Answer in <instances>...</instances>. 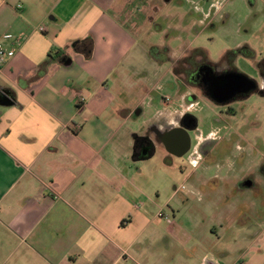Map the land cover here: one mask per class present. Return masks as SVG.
I'll list each match as a JSON object with an SVG mask.
<instances>
[{"label": "crops", "instance_id": "obj_1", "mask_svg": "<svg viewBox=\"0 0 264 264\" xmlns=\"http://www.w3.org/2000/svg\"><path fill=\"white\" fill-rule=\"evenodd\" d=\"M114 1L0 0V41L15 52L0 65V98L12 97L0 101V264H167L141 170L165 152L157 142L135 159L134 147L167 130L174 103L145 84L160 62L133 57ZM88 38L92 50L75 48ZM120 88L139 91L134 106Z\"/></svg>", "mask_w": 264, "mask_h": 264}, {"label": "rangeland", "instance_id": "obj_2", "mask_svg": "<svg viewBox=\"0 0 264 264\" xmlns=\"http://www.w3.org/2000/svg\"><path fill=\"white\" fill-rule=\"evenodd\" d=\"M112 11L137 41L136 60L149 65L153 54L159 60L171 59L160 62L158 76L145 69L152 79L145 84L157 92L153 96L173 99L169 127L181 114L198 119V128L190 133L192 149L182 160L173 159L166 166L165 156L161 161L156 157L141 168L150 178L147 187L153 202L148 219L151 231H156L152 236L161 238L165 250L156 253H162L167 264H202L206 255L205 259L221 264H264V176L259 173L264 162V97L253 95L236 103L235 115L228 116L190 86L175 81L172 70L176 61L194 50L223 67L227 52L247 46L255 57L239 55L235 66L256 77V63L264 55V0H115ZM198 61L203 59H193ZM118 92L120 103L133 99V106L135 96H140L134 89L129 96L123 88ZM171 111L178 115L170 116ZM142 121L131 120L140 134ZM248 175L255 186L246 189L239 182Z\"/></svg>", "mask_w": 264, "mask_h": 264}, {"label": "flooded vegetation", "instance_id": "obj_3", "mask_svg": "<svg viewBox=\"0 0 264 264\" xmlns=\"http://www.w3.org/2000/svg\"><path fill=\"white\" fill-rule=\"evenodd\" d=\"M232 51L234 53L229 55L226 59L223 60L224 61L223 64H225V66L223 67L214 66L208 61V59H205L204 57H201L203 61L195 62L193 63L192 66H190V62L185 63L183 65L184 66L183 75L180 79H178L180 83L190 86L191 88L196 90L198 94L197 96L207 98L215 106L219 108H223L224 112L227 113L228 116L235 115V108L233 106L236 103H244L253 95L264 97V55L262 56V59L256 63L257 76L253 78L245 74L244 72L240 71L235 66V61L237 60V57L239 55L243 56L244 58H253L255 57L254 52L247 46ZM186 57L188 56H185L182 59ZM205 66L210 67L213 73L218 76L226 75V74H234L240 76L242 79L240 93L238 92L232 97H229L223 103L215 101V99H213V97L211 96L210 85L206 82L205 73L200 72V69ZM193 99L194 97L191 98V100ZM181 127L189 130V134H190L192 131L198 128V119L192 115L186 114L178 118L176 124H174L173 127H168L165 132H162V134H160V136H157L151 130L150 132L149 131L146 132L145 135L140 137V139H138L137 141L136 144L137 152L141 155V157L145 156V153L149 157L152 154H154L156 150V143L159 142L165 152L166 166H171L173 164V159L182 160L191 150L186 155L182 157H178L177 155L172 154L170 152V149L168 151L164 142L166 134L169 131ZM209 142H213V141H209ZM203 146L204 145L199 146L198 155L200 156L203 154ZM191 149H192V140H191ZM192 160L194 165L198 164L196 158H193ZM259 173L262 176H264V162H262L259 167ZM239 185H241V187L246 189L252 188L255 186V180L253 176L248 175L242 181L239 182Z\"/></svg>", "mask_w": 264, "mask_h": 264}, {"label": "water", "instance_id": "obj_4", "mask_svg": "<svg viewBox=\"0 0 264 264\" xmlns=\"http://www.w3.org/2000/svg\"><path fill=\"white\" fill-rule=\"evenodd\" d=\"M201 73H205L206 82L210 85L211 96L217 102H225L229 97L240 93L242 79L238 75L226 74L215 75L210 67H202ZM6 100L1 104L12 102L11 95L6 93ZM168 140V141H167ZM165 145L169 151L178 157L186 155L191 150V137L189 130L185 128H175L166 134ZM173 150V151H172ZM146 156V153H145Z\"/></svg>", "mask_w": 264, "mask_h": 264}, {"label": "trees", "instance_id": "obj_5", "mask_svg": "<svg viewBox=\"0 0 264 264\" xmlns=\"http://www.w3.org/2000/svg\"><path fill=\"white\" fill-rule=\"evenodd\" d=\"M75 48L79 51H83L84 47H88L90 50H92V47H93V40L92 38H88L86 39L85 41H80V42H76L75 44ZM234 52L231 51V52H228L226 53L224 56H223V60L226 59L229 55L233 54ZM152 54V53H151ZM49 57H52V56H49ZM153 57L154 60L158 61V62H163V61H171V59L169 57H166L164 60L162 59H158L157 57L154 56H151ZM197 57H204L205 59H208L207 58V54L201 50H194L192 51L191 55L184 58V59H180L178 61H176L174 63V66H173V72L175 74V76L180 79L183 75V68H184V64L185 63H189L190 62V66L193 65V59L197 58ZM89 59V56L87 57ZM5 99V95L4 93L1 95V98H0V101H4ZM138 139H140L139 136L136 135V143H135V147H134V158L135 159H140L141 158V155L137 152V147H136V144H137V141Z\"/></svg>", "mask_w": 264, "mask_h": 264}, {"label": "built area", "instance_id": "obj_6", "mask_svg": "<svg viewBox=\"0 0 264 264\" xmlns=\"http://www.w3.org/2000/svg\"><path fill=\"white\" fill-rule=\"evenodd\" d=\"M18 7L21 8L22 6L19 5ZM40 31H44V27L40 28ZM2 38L4 40L8 41V40H12L14 38V35L10 34V33H7V34H4ZM14 55H15V52L6 50L4 45H3V43H2V41H0V65L5 64L7 59L13 57ZM212 264H221V263L215 262V263H212Z\"/></svg>", "mask_w": 264, "mask_h": 264}]
</instances>
